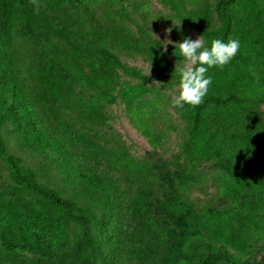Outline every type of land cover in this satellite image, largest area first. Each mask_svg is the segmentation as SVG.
<instances>
[{
    "label": "trees",
    "instance_id": "obj_1",
    "mask_svg": "<svg viewBox=\"0 0 264 264\" xmlns=\"http://www.w3.org/2000/svg\"><path fill=\"white\" fill-rule=\"evenodd\" d=\"M163 2L204 38L206 47L213 39L239 38L241 49L223 68L209 69L212 84L203 103L178 108L185 124L184 161L160 203L175 219L178 233L157 264H244L254 244L264 238V148H250L240 127L250 107L264 105V0H190L192 8L187 0ZM97 15L92 0H0V157L15 183L0 193L2 198L11 196L0 208V264H33L28 252L55 264H98L99 256L108 258L100 251L103 238L116 252L137 257L142 251L120 179L100 166L121 159L135 173L145 175L147 169L130 160L125 149L108 150L78 133L61 114L49 113L73 93L77 81L115 102L120 61L110 47L145 52L164 80L179 82L177 70L185 61L179 49L171 59L161 42L139 45ZM149 92L146 83L132 85L123 99L152 136L147 128L154 114L135 105ZM81 109L92 121L104 117L99 103ZM8 123L27 148L54 153L51 160L60 165L69 186L99 192L103 215L42 184L33 168L10 153L2 135ZM66 135L68 140L81 135L85 149L100 160L92 165L79 161ZM204 164L218 171L213 207H199L181 190L200 177ZM140 213L145 211L137 204L132 217ZM72 223L80 229L72 252L63 256ZM95 228L102 233L100 239Z\"/></svg>",
    "mask_w": 264,
    "mask_h": 264
},
{
    "label": "rangeland",
    "instance_id": "obj_2",
    "mask_svg": "<svg viewBox=\"0 0 264 264\" xmlns=\"http://www.w3.org/2000/svg\"><path fill=\"white\" fill-rule=\"evenodd\" d=\"M92 1L95 2L98 11L97 17H100L107 27L119 28L139 45L153 41L167 44L163 47L171 59L174 57V50L179 49L178 42H183L185 38L195 40L201 36L163 0ZM186 4L188 8L193 7L190 0H187ZM71 14L75 16L73 12ZM201 39L204 41L202 36ZM169 40L174 43H170ZM110 51L120 61L113 92L116 96L115 102H110L101 97L96 90L77 81L73 93L63 101L57 102V110L49 115L61 114L60 117L78 133L95 139L108 150L120 152L125 149L130 155V160L147 169L145 175L135 173L133 166L127 165L126 161L121 159L103 161V165L100 166L120 179L126 193L128 219L130 223L133 221L136 223L140 235L137 240H140L139 247L142 251L137 257H131L130 252L114 251L108 240L103 238L101 241L103 248L100 251L108 258L103 259L99 256L98 264H157L159 257H164L168 251L172 236L178 233L175 219L160 206V203L171 191L177 179L175 171L182 167L184 161L180 153L185 138V124L181 120L178 107L172 105L173 99L179 95V82L162 79L147 54L141 50L113 46L110 47ZM140 83H146L150 92L135 105L141 104L143 111L154 114L147 128L153 133V137L140 126V122L132 115L123 99L127 89ZM91 103H99L103 108L104 117L98 121H92L87 111L81 109ZM38 112L41 114V110ZM240 127L250 148H264V105L250 107L240 120ZM2 135L10 153L33 168L42 184L57 189L63 196L72 198L82 206L90 207L99 217L103 215V196L99 192H79L78 189L69 186L60 165L51 160L53 152L46 153L27 148L11 123L3 128ZM68 137L66 135L64 138L79 161L92 165L100 160L96 152L85 149L80 139L81 135L71 140H68ZM199 169L200 177L187 181L181 190L199 207H213L211 201L218 193L216 188L218 171L210 164L201 165ZM14 184L0 157V193ZM10 199L9 195L3 198L1 196L0 208L2 202ZM137 204L142 205L145 214L140 213L134 218L132 215ZM79 229L76 223L70 224L69 243L63 256L72 252L74 237ZM95 233L100 239L102 233L96 228ZM27 255L33 264H55L51 259L34 252H28ZM244 264H264V238L254 244L251 255Z\"/></svg>",
    "mask_w": 264,
    "mask_h": 264
},
{
    "label": "clouds",
    "instance_id": "obj_3",
    "mask_svg": "<svg viewBox=\"0 0 264 264\" xmlns=\"http://www.w3.org/2000/svg\"><path fill=\"white\" fill-rule=\"evenodd\" d=\"M178 44L179 55L185 63L177 70L180 91L178 97L173 99L172 105L178 108H184L185 105L196 106L203 103L212 84V76L208 75L209 69L223 68L229 64L239 53L241 41L239 38L213 39L211 46L206 47L199 36L195 40L185 38Z\"/></svg>",
    "mask_w": 264,
    "mask_h": 264
}]
</instances>
